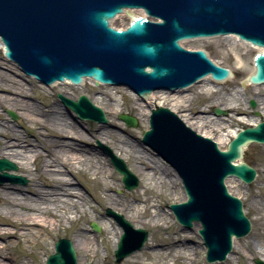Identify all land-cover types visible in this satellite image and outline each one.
<instances>
[{
    "label": "water",
    "instance_id": "water-1",
    "mask_svg": "<svg viewBox=\"0 0 264 264\" xmlns=\"http://www.w3.org/2000/svg\"><path fill=\"white\" fill-rule=\"evenodd\" d=\"M139 8L160 21L137 18L122 31L109 26L123 9ZM138 11L125 10L111 25L126 27L131 18L144 15ZM227 34L264 49V0H0V40L5 56L45 86L65 80L79 85L83 78H90L96 84L126 86L144 98L159 89L174 92L185 88L209 73L222 80L228 76L227 70L215 66L203 51H187L178 42ZM254 66L250 82L264 84V53L255 56ZM58 97L79 119L106 123L103 111L86 96L77 101ZM118 118L130 127L137 125L136 119L125 114ZM251 142L264 144V122L240 131L221 151L163 107L152 110L149 130L142 137V143L181 179L186 200L169 209L185 229L200 225L198 234L209 263L224 260L233 238L250 231L241 201L228 192L224 182L230 177L245 184L254 180V169L245 163L235 164ZM102 148L125 189L137 188L138 179L124 161ZM12 170L16 167L11 162L0 159L1 172ZM6 181L25 183L23 177L3 173L0 183ZM106 213L123 230L114 252L118 263L142 248L147 232L134 229L110 209ZM91 227L99 232L95 224ZM55 250L46 264H77L70 240L59 239Z\"/></svg>",
    "mask_w": 264,
    "mask_h": 264
},
{
    "label": "bare ground",
    "instance_id": "bare-ground-1",
    "mask_svg": "<svg viewBox=\"0 0 264 264\" xmlns=\"http://www.w3.org/2000/svg\"><path fill=\"white\" fill-rule=\"evenodd\" d=\"M224 39L228 40V46L231 48H235L237 45L250 46L237 41L234 36H227ZM231 39L233 42H231ZM0 49L3 50L1 42ZM16 68L19 69L18 66ZM213 83L209 77L204 78L202 82L197 84V93L202 95L210 92L209 94L212 97L215 96L216 103L223 105L229 112L226 119L211 118V116L197 115L198 113L191 112L188 108L193 98L189 97L184 90H175L174 92L156 91V93L148 95L142 101L148 107V110L140 106L138 111L148 117L149 112L151 113L156 107H162L170 97L169 108L167 109L177 114V110L183 108L178 118L187 128L204 138L212 140L219 149L223 145L227 147L239 131L227 130L226 123L228 126L234 121L239 120L242 122L243 119L236 116L247 112L242 109L241 103L236 97L225 98L220 94L218 95L217 91H210L209 87ZM247 83L249 84V82ZM63 84L69 85L68 82ZM84 84L85 81L81 85L84 86ZM243 88H246V84L243 85ZM256 90H258L255 95L257 97V109L264 112V90ZM0 91L15 94L10 96L0 93V108L8 106L12 110H22L24 112L22 114L34 125V134L28 135L33 136L37 141L32 146L29 136H23L17 129L9 125L3 114L0 113V159L14 162L13 165L17 169V174L28 175L26 189L14 185L19 183L10 181L11 184L3 183L0 185V237L12 236L16 239L17 244L22 242L30 249L39 250L40 256L36 251L31 250L32 259L36 262H39L42 255L46 256L47 254L48 243L46 240L53 236L55 232L60 231L65 224L70 225L74 234L71 240L74 251L76 245H79L86 259L95 261L99 255L100 245L104 248L105 254L112 247H116L122 234L120 227L116 229L111 223L109 228L105 227L103 232L97 236L90 234V231L85 227L88 221L97 223L101 221L102 214L98 207L85 200V196L79 192L69 175L76 178L78 175L90 174L92 178H87V181L99 185L102 201L111 206L112 211L114 207H120L122 211L140 215L141 213L145 214L149 209H153L150 218V221L154 224L153 226L158 225L156 219L166 224V216L157 210L160 205L152 204L155 201H149L143 212L138 205L145 204V200L134 199V201L126 203L124 200L108 194L112 188L106 178L109 173L105 170L104 165L95 158L92 149L80 142L85 141L86 136H90L106 144H111L113 154L118 151L131 158L138 165V172L146 179V185H150L151 189L155 185L160 187L168 185L170 189H173L177 184H180L179 178L176 177L173 180L171 177L166 176L164 172H161L160 166L152 157L146 156L120 134L112 133L104 128L97 129L96 127L84 131L78 122L70 123L57 105L48 106L47 104L45 109H39L34 104L18 99V96H26L25 86L3 72H0ZM62 95L67 99L75 100L74 95ZM158 99L163 102L157 103L156 100ZM97 100L102 102V100ZM109 100L116 104L115 99L110 98ZM221 114L223 113L221 112ZM257 124L258 122L253 121L249 124V127H255ZM43 130L46 132H42ZM212 135L218 136V138L212 139ZM245 147L242 149L241 160ZM30 162L35 166L34 172L30 171ZM8 174L17 175L15 172H9ZM99 176L103 177L102 180ZM167 195L170 194L167 192ZM184 198L182 197L181 200H185ZM257 206L260 209L264 208V201L261 200L260 203H257ZM124 219L126 218L124 217ZM146 219L147 217L143 218V220ZM3 226L12 227L14 231L5 229ZM194 228L198 230L199 226L195 225ZM182 236V232L172 231L167 233L165 239H161L157 235L149 237L150 243L147 244L146 253L163 257L165 264H195L191 261V255L196 247L186 244V236ZM238 239L233 238L230 254H227L224 260H227L229 264H254L251 263L254 258L256 261L264 262V242L260 249H256L246 243L243 245ZM55 244L53 242L54 246ZM12 248L13 244L11 242L0 243V257L5 259L7 251ZM244 250L249 252V256L244 254ZM232 253L234 256H232ZM23 257L24 255L21 258L17 257L19 262L11 264H26L22 260ZM0 264L9 263L0 260ZM77 264L85 263H82L77 257Z\"/></svg>",
    "mask_w": 264,
    "mask_h": 264
},
{
    "label": "rangeland",
    "instance_id": "rangeland-1",
    "mask_svg": "<svg viewBox=\"0 0 264 264\" xmlns=\"http://www.w3.org/2000/svg\"><path fill=\"white\" fill-rule=\"evenodd\" d=\"M227 42L228 40L224 38H212L183 41L180 42V45L184 48H187L188 50H204L208 56L217 63V65L227 68L232 72L230 79L225 81L224 84L219 85L215 84L214 82L209 88L210 91H217L218 95L220 94L225 98H230L231 96L236 97L241 103L242 109L246 110V114L236 116L239 119L242 118V122L238 120L234 121L228 126L227 123L225 125L227 130H235L238 132L249 127V124L253 121L258 123L264 122V112H262L263 110L257 109V97L255 96L258 91L256 89L263 91L264 86L251 85L247 83L249 75L254 70L253 58L261 50L251 46L243 47L239 45H237L235 48H231L228 46ZM231 42H233L232 39ZM4 58L3 50L0 49V72H3L9 77L20 81L25 86L26 96H18V99L34 104L39 109H45L47 104L48 106L57 105L70 123L78 122L84 131L96 127L97 129L104 128L112 133L120 134L125 137V140L136 146L137 149L141 150L146 156L152 157L160 166L161 172H164L166 176L171 177L173 180L176 177L179 178L174 170L162 158H160L151 148L142 143V136L144 132L149 129L150 112L147 117L138 111L140 106L146 110H148V107L145 106V103L142 102L134 93H131L133 94L131 95L129 93L130 91H128L126 87H108L102 85L96 86L91 80L88 79H85L84 86L76 87L71 84L64 85L63 83H56L51 87H46L42 84H39L34 79L24 75L19 69L16 68V65H14L13 62H10L8 59L5 60ZM244 84H246L245 89L243 88ZM197 86L198 85H193L190 86L189 89L184 90L189 97L193 98V101L191 102L188 109L191 112L198 113L197 115L226 119L229 112L223 107V105L217 104L215 101V96L212 97L209 94L210 92L202 95L198 94L196 90L198 88ZM0 93L10 96L15 95L12 92L5 91H0ZM62 94L74 95L75 100H77L81 95L86 96L94 106L100 108L103 111L106 118V123L101 124L89 120L78 119L75 113H73L70 109L65 108L61 103L58 95ZM110 98L115 99L116 104L111 102V100H109ZM97 99L102 100V102L98 101ZM169 99L170 97H168L167 101L164 102L162 107L169 108ZM156 102L162 103L163 101L158 99ZM252 103L254 105H252ZM215 109L221 110L223 114L216 115ZM182 110L183 108H179L176 115H180ZM0 113L3 114L9 125L17 129L23 136L34 134V125L29 122L28 119L22 114L24 113L22 110H12L8 106H4L3 108H0ZM120 114H126L128 116L134 117L137 121L136 127H129L123 121H120L118 119ZM42 132L46 131L43 130ZM86 137L87 138H85V141H81L80 143L92 149L95 158L104 165L105 170L109 173L106 175V178L107 182L112 185V188L108 194L120 198L126 203L132 202L134 199L145 200V204L138 205V207L142 209L143 212L144 208L148 206L149 201H155L152 204L160 205V207H156L157 210L161 211L160 213L166 216V224H163V222H161L159 219H156L155 221H157L158 225L156 227L153 226V222L150 221L152 214L151 212L153 209H149V211L145 214L141 213L140 215H134L133 212L122 211L120 207H114L113 211L125 217L135 229H143L148 233L147 240L145 241L143 247L139 251H135L128 255L119 263H116L114 258V251L116 250V247H112L105 254L104 248L102 245H100L98 258L95 261H92L86 259L83 256L79 245H76L75 251L78 259L85 264H165L163 257L154 254L149 255L146 253L147 244L150 243V240L148 239L149 237L151 238L155 235L159 236L161 239H165L167 237V233L179 231L182 232L183 236H186V244L196 247V250L191 255V261L195 264H211L205 260V247L197 233V229L194 228L195 225L191 230L184 229L176 222L173 213L169 210V205L184 201L181 200L182 197H185L181 181L180 184H177L173 189H170L168 185L164 187L155 185L153 189H151L150 185H146V179L143 178L138 172V165L135 164L131 158H128L126 155L116 151L114 154L124 161L129 171L138 179V187L136 189L132 191L125 190L121 182L120 175L115 171L109 158L105 155L103 148H100L105 147L113 152L111 144H106L90 136ZM216 138H218V136L212 135V139ZM29 139L32 146L36 144L37 141L33 136H29ZM225 148V145L221 147L222 150ZM242 162L255 170L256 177L254 181L250 184H244L235 178H228L226 180V186L228 191L241 201L244 214L251 224L250 232L245 237L239 238L238 240L243 245L246 243L253 248L260 249L264 242V208L260 209V207L257 206V203H260L261 200L264 201V144L250 143L247 145L243 153ZM29 168L31 172L35 171V166L32 162H30ZM15 173L17 174L16 171ZM17 175L23 177L26 182L25 184L14 185L26 189L28 185V175ZM69 178L74 182L73 184L77 186L79 192L85 196V200L98 207L100 213L102 214L101 221H98L100 232H94L91 229L90 224L92 221H88L85 224V227L90 231V234H95L96 236L101 234L105 227L109 228L111 223L117 229L119 227L117 223L106 214L108 209L111 210V206L102 201L101 188L99 185L87 181V178H92V176L90 174H86L78 175L76 178H74L73 176L69 175ZM99 178L102 180L103 177L99 176ZM3 183L10 182H2L0 185ZM167 192L170 195H167ZM144 217H147V219L143 220ZM3 227L5 229H9L10 231H14L12 227ZM73 237L74 234L72 233L70 225L65 224L60 231L55 232L53 236L46 240L48 243L47 254L46 256L42 255L39 262H36V260L32 259L31 255V250H34V252L36 251L40 256L41 253L39 250H35V248L30 249L22 242L17 244L16 239L12 236L5 238L0 237V243L11 242L13 244V248L10 251H7V256H5L6 258L4 259L3 257H0V260L9 264L18 263L19 261L17 257L21 258L22 255H24L22 260L26 264H46L47 258L55 253V246L53 245V242L56 243V241L59 239H68L71 241ZM244 254L249 256V252L247 250H244ZM232 256H234L233 253ZM135 258L137 259L135 260ZM255 261L256 259L254 258L251 260V263L256 264ZM212 264L229 263L227 260H223L214 262Z\"/></svg>",
    "mask_w": 264,
    "mask_h": 264
}]
</instances>
